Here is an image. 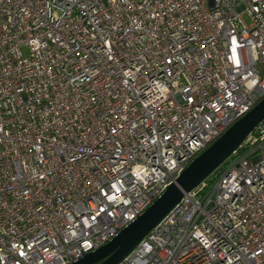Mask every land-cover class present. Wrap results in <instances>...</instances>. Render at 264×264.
<instances>
[{
	"label": "built area",
	"instance_id": "built-area-1",
	"mask_svg": "<svg viewBox=\"0 0 264 264\" xmlns=\"http://www.w3.org/2000/svg\"><path fill=\"white\" fill-rule=\"evenodd\" d=\"M263 97L264 0H0V264L105 245ZM212 174L119 264H264V121Z\"/></svg>",
	"mask_w": 264,
	"mask_h": 264
},
{
	"label": "water",
	"instance_id": "water-1",
	"mask_svg": "<svg viewBox=\"0 0 264 264\" xmlns=\"http://www.w3.org/2000/svg\"><path fill=\"white\" fill-rule=\"evenodd\" d=\"M262 121L264 97L198 155L132 223L105 245L70 264H119L181 201L184 194L207 179Z\"/></svg>",
	"mask_w": 264,
	"mask_h": 264
},
{
	"label": "rangeland",
	"instance_id": "rangeland-1",
	"mask_svg": "<svg viewBox=\"0 0 264 264\" xmlns=\"http://www.w3.org/2000/svg\"><path fill=\"white\" fill-rule=\"evenodd\" d=\"M23 53H25L24 50H23ZM212 176H213V174H211L208 179L212 178Z\"/></svg>",
	"mask_w": 264,
	"mask_h": 264
}]
</instances>
